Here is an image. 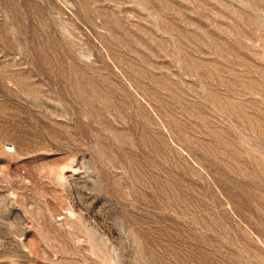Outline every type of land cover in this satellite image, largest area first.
<instances>
[{
    "label": "rangeland",
    "instance_id": "rangeland-1",
    "mask_svg": "<svg viewBox=\"0 0 264 264\" xmlns=\"http://www.w3.org/2000/svg\"><path fill=\"white\" fill-rule=\"evenodd\" d=\"M0 264H264V0H0Z\"/></svg>",
    "mask_w": 264,
    "mask_h": 264
}]
</instances>
